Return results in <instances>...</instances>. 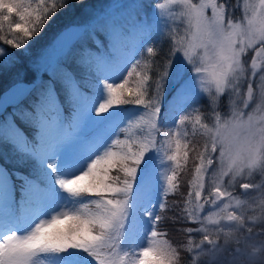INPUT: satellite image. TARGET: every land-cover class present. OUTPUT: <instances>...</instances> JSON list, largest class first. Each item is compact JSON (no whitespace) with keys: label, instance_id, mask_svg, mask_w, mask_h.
<instances>
[{"label":"snow or ice","instance_id":"6c2138e0","mask_svg":"<svg viewBox=\"0 0 264 264\" xmlns=\"http://www.w3.org/2000/svg\"><path fill=\"white\" fill-rule=\"evenodd\" d=\"M173 5H178L180 12L167 15L183 18L186 27L182 35L178 29L169 30L174 43L160 63L142 68L141 61L136 60L131 70L124 65L111 77H104L103 89L86 100L88 118L92 119L93 112L98 116L108 113L95 123L110 130L109 138H117L109 143L101 137L71 156L65 155L60 141L53 144L44 135L48 126L63 124L62 114L67 109L60 100L61 90L66 93L64 103L71 107L72 91L80 89L76 70L91 75L97 64L113 63L112 59L94 57L92 49L99 53L101 47L106 48L104 34L118 38L126 30L115 22L98 20L94 25H84L82 37L67 46L62 62L58 61L53 69L60 76L49 77L31 105L33 123L29 127L40 161L36 178L0 167V198H10L15 181H19L22 204L33 209L17 215L9 206L0 214V264H180V248L167 238L159 239L167 234L158 230L163 217L154 209L164 210L167 202H154L153 197H167L180 187V170L189 158L188 143L181 140L188 135L181 126L187 124L205 137L184 202L192 207L183 209L187 219L198 225L184 229L189 234L186 251L192 254L188 259L197 264L199 257L210 254L215 264H254L245 259L239 238L232 247L228 239L221 242L220 233L225 231L221 224L224 221L231 225L226 236L233 232L252 234L245 218L228 209L236 199L232 189L237 184L245 190L256 187L238 178L257 170L264 174V116L255 115L264 112V95L260 103L252 104L255 82H264V67L258 70V59L264 63V0H259L258 5L249 4L248 0H164L155 7L164 18L165 9ZM241 5L243 11L236 17L232 10ZM56 10L55 0H36L35 6L31 0H0V30L7 23L12 33L22 34L16 39H0L21 48L43 29ZM149 26L138 11L133 27L147 34ZM248 51L254 53L250 58ZM146 52L156 55L153 46L147 47ZM181 52L195 73L187 80L181 78L185 68L175 66L172 59ZM6 55L0 48V57ZM0 67H7L6 61L0 60ZM246 68L245 95L238 82ZM173 71L181 79L176 91L178 98L185 100V107L199 102L191 99L193 95L206 94L211 114L194 109L196 115L179 117L175 130H164L161 101ZM134 76L135 87H128L129 78ZM116 79L122 83L114 82ZM196 80L200 82L198 91L193 83ZM225 96L243 97L242 107L230 112L221 108L218 102ZM114 105H140L145 111L133 120ZM132 126L137 129L134 136L128 134ZM121 134L126 139L121 140ZM27 138L26 135L24 140ZM161 140L169 147L165 155L170 162L167 185L162 190L155 184L153 155L163 146ZM206 205L210 206L207 211ZM209 225L216 226L215 234ZM194 232L202 236L195 244L191 235Z\"/></svg>","mask_w":264,"mask_h":264},{"label":"rangeland","instance_id":"374dc122","mask_svg":"<svg viewBox=\"0 0 264 264\" xmlns=\"http://www.w3.org/2000/svg\"><path fill=\"white\" fill-rule=\"evenodd\" d=\"M58 1L59 0H55L57 3V10L50 14V18L47 22L48 26H46V23L43 29L39 30L32 37V39H36L33 44L34 47H36V50L34 56H29L30 59L27 63L26 73L27 75L32 73V75L28 77L24 74L25 79H31L34 84L40 87L47 84V78L55 75H57L56 77L60 76V73L54 72L53 69L56 67L58 61L62 62V56L67 48L65 46L52 44V38L69 25H76L79 23H84V25H94L98 20H104L109 23L115 22L118 27L123 26L126 30L123 35L118 38H114L113 35L104 34L102 39L106 44V48L101 47L99 53H97L95 48L92 49L94 57L102 56L105 59H112L113 63L97 64L91 75H88L82 70H76V79L82 87H80L79 92H76L73 89L71 95V107H69L67 103H64L66 93L61 90L60 100L63 107L67 109V111L62 114L63 124L48 126L44 130V135L49 142L53 144L60 141L63 144L65 155L71 156L77 150L82 149L89 143L95 142L101 137L107 139L109 143H111V139L117 138L116 136H111L109 138L110 130L103 124L95 123V121L101 116L107 117L108 113H102L98 116L96 112H93L91 114L92 119H89L86 113V100L95 97L97 92L103 89L104 77H111L112 73L117 72V69L124 65L128 67V70H131V65L134 64L136 60H139L141 55L146 53V48L149 47L154 40L164 39L166 41V53L169 47L174 43L169 36V30L178 29L182 35L186 23H183V18L178 17V15L175 19L173 16L167 15L168 12L178 14L180 12V7L178 5H173L170 8L165 9V17H160V10L157 9L155 5L157 3H163L164 0H83V4H86L80 9L82 12L78 13V21L76 23H69L66 22L68 15L66 16V13L62 11L63 7L59 9ZM31 2L33 6H35L36 0H31ZM232 2L235 3V0H232ZM258 2L259 0H248L249 4L258 5ZM49 3H51V0H49ZM139 5H143V8H139ZM138 11L140 17L145 19L150 25L147 29V34L139 27H133V21L136 19ZM232 11L236 17H239L243 11V6L241 5L240 8H234ZM60 12L64 13L63 18L58 16L60 15ZM13 20L19 22L15 16H13ZM237 22H239V20H237ZM4 26H6L4 28L7 29V31L4 29L0 30V36L6 37L7 35L11 39H16L17 36L22 35L20 33H12L8 29L7 23H5ZM141 36H143V39L140 41ZM30 41L23 44V46L33 43V41L30 43ZM76 42L77 40L75 43ZM4 43L5 40L0 39V48H2L7 54L8 50L1 46V44ZM23 49L24 48L21 47L18 50L22 53ZM165 53L163 52L160 57L162 58ZM252 55H254L253 52H247L249 58ZM0 59L8 61V56L0 57ZM172 59L175 66L185 68L181 73V78L183 80H187L189 77L195 75L191 70V66L187 65V62L184 60L182 52L177 53ZM22 64H24L23 60ZM147 64L143 61L141 62V67L146 68ZM23 67H25V65ZM260 67H264V63L258 59V70ZM123 75L126 76L127 73L124 72ZM247 75L248 69L246 68L245 73L241 75L238 82L241 85L242 92L245 93L246 90L243 88V82ZM136 79L135 76L129 78L128 87H135ZM32 82L20 81V83L26 84L27 86L31 85ZM42 82L44 83L43 85ZM109 82H113V80L109 79ZM114 82L122 83V80L116 79ZM180 82L181 79H178L173 71L172 79L166 84L165 95L161 101V109L164 114V120L161 123L164 130L169 128L175 130L176 127L179 126V117L189 113L193 114V116L196 115L197 113L194 112V109L198 108L201 110V113L211 114L209 97L206 94H201L198 97L193 95L191 99H197L199 102L197 104H192L189 107H185V100L178 98L176 91V87ZM193 83L198 91L200 87L199 80H196ZM40 87L33 91L29 90L26 95L19 100L16 106H12L14 104L8 105L9 107L7 106L5 113L0 117V156L10 164L15 171L19 170L23 173V170H25L27 173L35 175H29V178L31 179L36 178V170L39 168L40 164L39 158L35 155L33 149L35 140H33V135L31 134L32 129L29 127V124L33 123L31 105ZM81 93L83 96H81ZM253 95L254 100L252 104L254 106L257 103H260L261 96L264 95V82L259 80L255 82ZM242 98L243 97L241 96H233L231 98L225 96L218 103L221 108L230 112L234 108L242 107ZM21 102L24 105H22ZM100 102L103 101L101 100ZM96 106L98 107V105ZM114 108L128 115L133 120L145 111L143 106L140 105H114ZM112 111V109H109V112ZM11 115L14 116L13 119H11ZM255 115L257 117L264 116V112H256ZM12 120H17L21 123V126L19 125L18 127ZM21 127L23 129H21ZM184 130L187 131L188 135L186 137H181V140L182 143H188L187 151L189 153V158L187 163L184 164L180 170V187L178 190L170 192L166 197V200L162 195L159 197L154 196L153 199L154 202L160 200L167 202V206L164 210H161L159 207L154 209L155 212L163 217V220L158 225V230L161 233L167 234L166 237L162 235L159 239L163 240L167 238L175 246L180 248V264H191V261L188 258L192 254L187 253L186 251L189 234L186 233L184 229H195L198 225L187 219L186 213L183 209L185 207L189 209L192 207L191 204L186 205L184 202L188 198L187 193L190 190V181L195 174L194 168L195 165L199 163L197 154L203 150L205 137L199 130L194 132L191 124L181 126V131ZM136 132L137 129L135 126H132L128 134L134 136ZM26 135L28 137L27 141L24 140ZM119 138L123 140L126 139V136L121 134L119 135ZM35 139L39 140L40 138L36 137ZM158 139L160 138L158 137ZM161 144L163 146L160 147L159 152L153 153L156 157L154 180L156 187L160 190L166 187L167 182L165 178L170 174V162L167 161L165 155V153L169 152V147L163 140H161ZM171 148L174 150L175 145L172 144ZM102 151L103 149H101V152ZM238 179L240 182L253 183L256 187L245 190L239 188V185L237 184L232 189L236 199L230 202L228 210L236 211L238 215H242L245 218L246 225L251 226L253 232L252 234L233 232L231 235L226 236L225 233L230 230L231 225L221 221V224L225 226V231L220 233V240L223 242L225 239H228L231 246L235 247V239L239 238L244 248L245 259L253 261L254 264H260L261 261H264V230H262L264 229V174H258L257 170L251 175H246L245 177ZM15 183L16 188L12 193V196L10 198H0V214L6 211L9 206L17 215L27 214L33 210L28 205L22 204L19 181H15ZM15 195L18 197H15ZM236 200H239V204L236 203ZM209 208L210 206L206 205L205 210L207 211ZM208 227L210 231H213L215 234L216 226L209 225ZM258 229L261 231L258 232ZM191 235L194 244L198 243L202 238L197 232H194ZM201 262H204V264H215V260L210 254L199 257L197 259V264H201Z\"/></svg>","mask_w":264,"mask_h":264},{"label":"trees","instance_id":"16d2710c","mask_svg":"<svg viewBox=\"0 0 264 264\" xmlns=\"http://www.w3.org/2000/svg\"><path fill=\"white\" fill-rule=\"evenodd\" d=\"M87 1V0H86ZM98 1V0H95ZM83 0H59L58 1V6L59 9L61 8V4H65V7H63L62 11L66 13V16L68 15L67 21L66 22H77L79 18L80 12H82L80 9L84 7ZM82 3V4H81ZM60 12V15H58L60 18H63L64 13ZM48 26V23L46 24ZM6 27V26H4ZM61 27V26H60ZM4 30L7 31V29L3 28ZM44 33V32H43ZM6 39H11L9 36L6 35ZM36 39H31L33 41L32 44L23 46L24 48L22 50V53H20L17 48H14L12 45L9 44H1V46L5 49H7V56H8V61L7 67H0V92L5 89L9 84H11L13 81L17 79H25L24 74L27 73V63L28 60L30 59L29 56H34L36 47H34V42ZM30 41V43H31ZM150 46L154 47V51L156 55L148 54L147 52L140 57V61L143 62L145 61V64L147 63H153V64H159L161 61L160 55L165 53L166 51V46L167 43L164 39H157L151 42ZM18 50V51H17ZM21 57V58H20ZM158 57V58H157ZM157 58V59H156ZM2 60V59H0ZM22 60L24 61V64H22ZM25 65V67H23ZM27 75V74H26ZM28 77L30 75H27ZM56 76V75H55ZM43 85V83H42ZM40 87V86H39ZM42 87V86H41ZM40 87V88H41ZM1 159V158H0ZM166 200V197H165ZM261 230L258 229V232Z\"/></svg>","mask_w":264,"mask_h":264},{"label":"water","instance_id":"95a60500","mask_svg":"<svg viewBox=\"0 0 264 264\" xmlns=\"http://www.w3.org/2000/svg\"><path fill=\"white\" fill-rule=\"evenodd\" d=\"M82 32L83 25H69L60 33L56 34L53 39V44L69 46L82 34ZM30 88V85L27 86L23 83H17L2 92L0 95V114L6 106L11 104H17L19 100L22 99L24 95H26Z\"/></svg>","mask_w":264,"mask_h":264},{"label":"bare ground","instance_id":"6f19581e","mask_svg":"<svg viewBox=\"0 0 264 264\" xmlns=\"http://www.w3.org/2000/svg\"><path fill=\"white\" fill-rule=\"evenodd\" d=\"M30 75H32V74L30 73ZM35 86H36V85H35ZM35 86H34V87H35ZM17 90H18V89H17ZM1 92H2V91H1Z\"/></svg>","mask_w":264,"mask_h":264}]
</instances>
